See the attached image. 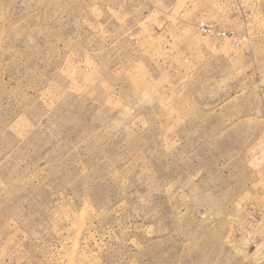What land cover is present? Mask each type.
Here are the masks:
<instances>
[{
  "label": "rangeland",
  "instance_id": "rangeland-1",
  "mask_svg": "<svg viewBox=\"0 0 264 264\" xmlns=\"http://www.w3.org/2000/svg\"><path fill=\"white\" fill-rule=\"evenodd\" d=\"M0 264H264V0H0Z\"/></svg>",
  "mask_w": 264,
  "mask_h": 264
}]
</instances>
